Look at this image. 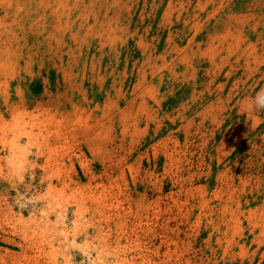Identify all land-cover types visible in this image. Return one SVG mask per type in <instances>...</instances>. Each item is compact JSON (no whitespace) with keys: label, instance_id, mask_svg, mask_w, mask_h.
<instances>
[{"label":"rangeland","instance_id":"1","mask_svg":"<svg viewBox=\"0 0 264 264\" xmlns=\"http://www.w3.org/2000/svg\"><path fill=\"white\" fill-rule=\"evenodd\" d=\"M262 88L264 0H0V264H264Z\"/></svg>","mask_w":264,"mask_h":264},{"label":"clouds","instance_id":"2","mask_svg":"<svg viewBox=\"0 0 264 264\" xmlns=\"http://www.w3.org/2000/svg\"><path fill=\"white\" fill-rule=\"evenodd\" d=\"M250 107L256 111H264V88L260 89L255 97L251 98ZM28 202H30V198ZM19 207L23 210L27 207V204L19 205Z\"/></svg>","mask_w":264,"mask_h":264},{"label":"crops","instance_id":"3","mask_svg":"<svg viewBox=\"0 0 264 264\" xmlns=\"http://www.w3.org/2000/svg\"><path fill=\"white\" fill-rule=\"evenodd\" d=\"M217 61L219 62V61H222V60H221V58H218ZM217 61H216V60H209V61H208V64H212V65H210V66H212V68H214L213 65L216 64ZM203 62H205V61H203ZM205 63H206V62H205ZM227 65H228V63L224 64L223 67H226ZM221 68H222V67H221ZM221 68H217V67H215L214 70L212 71V73L215 74L216 76H219V74H220V72H221ZM215 71H216V72H215ZM167 80H168V79H167ZM183 83H184V82H183ZM184 84H185V83H184Z\"/></svg>","mask_w":264,"mask_h":264}]
</instances>
